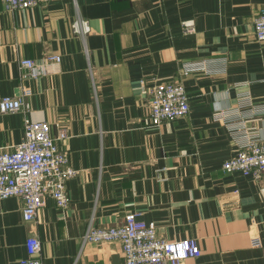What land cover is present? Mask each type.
<instances>
[{"label": "crops", "instance_id": "1", "mask_svg": "<svg viewBox=\"0 0 264 264\" xmlns=\"http://www.w3.org/2000/svg\"><path fill=\"white\" fill-rule=\"evenodd\" d=\"M264 0H48L6 10L0 0V98L20 95L47 120L79 172L69 205L53 198L32 220L9 196L0 212V264H20L38 236L43 264H126L118 240L83 241L87 228L115 225L128 211L166 239L193 237L185 264H264V179L223 170L238 144L216 110L256 108L248 125L264 137V40L254 19ZM87 21L83 37L73 30ZM194 20L195 31L183 22ZM62 59L28 75L21 58ZM186 65L197 68L184 72ZM180 81L184 116L153 125L143 83ZM249 91L252 105L242 101ZM253 108V110H254ZM23 112L0 111V146L19 143ZM259 236L254 243L252 236Z\"/></svg>", "mask_w": 264, "mask_h": 264}, {"label": "built area", "instance_id": "2", "mask_svg": "<svg viewBox=\"0 0 264 264\" xmlns=\"http://www.w3.org/2000/svg\"><path fill=\"white\" fill-rule=\"evenodd\" d=\"M47 1L2 0L9 11ZM183 25L185 32L195 31L194 20H185ZM254 29L256 37L264 40V6L255 16ZM73 30L85 37L89 25L86 20L78 18L73 22ZM61 59L60 54L52 53L40 60L21 58L20 64L28 70V75L37 77L56 72ZM195 68V65H186L184 72ZM143 92L153 125L184 116L190 111L189 94L180 81L144 82ZM25 94L26 90L20 95H4L0 98V111H22L24 126V135L19 143L0 146V212L4 198L19 196L23 200V218L32 220L47 197L53 198L60 208L69 205L67 181L79 171L70 163L68 151L59 145V141L68 137L67 129L61 127L53 134L49 121L33 119L28 113ZM240 97L252 105L249 91H242ZM253 108L251 106L246 112L220 109L214 112V117L229 126L238 144L237 152L223 162V170L240 172L261 180L264 179V137L254 125L247 124L256 111ZM139 216L140 211L131 210L120 224L90 225L83 235V241H120L126 264H185L187 258L200 254L196 238L166 239L158 235L154 223H147ZM252 240L254 243L260 242L259 236H252ZM26 247L29 256L21 258L20 264H43L40 256L41 239L38 236L28 237Z\"/></svg>", "mask_w": 264, "mask_h": 264}]
</instances>
